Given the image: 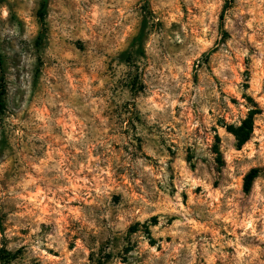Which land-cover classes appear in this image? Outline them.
I'll return each mask as SVG.
<instances>
[{"label":"rangeland","instance_id":"374dc122","mask_svg":"<svg viewBox=\"0 0 264 264\" xmlns=\"http://www.w3.org/2000/svg\"><path fill=\"white\" fill-rule=\"evenodd\" d=\"M41 2L0 6V264H264V0Z\"/></svg>","mask_w":264,"mask_h":264},{"label":"trees","instance_id":"16d2710c","mask_svg":"<svg viewBox=\"0 0 264 264\" xmlns=\"http://www.w3.org/2000/svg\"><path fill=\"white\" fill-rule=\"evenodd\" d=\"M147 1L148 0H145L146 3H147ZM4 2H5V0H0V6ZM48 7H49V0H42L41 6L39 9V13H38L39 14L38 16L40 19H42V20L44 19V16L47 12ZM147 19L148 18L146 16H144V21L142 24L143 25L142 31H141L138 39L136 40V43L143 41L144 32H145L146 26L148 24ZM132 54L133 53L131 51H129V52L124 53L123 56L125 59H127V58H131ZM2 64H3V62H2V59L0 56V68L2 67ZM5 92H6L5 83H4V81H2L1 85H0V115L4 114V112L6 111V103L4 100ZM253 125H254V122H253L252 118H249L248 120H246L244 122V124L240 128L233 130V134L236 138V147L238 149H241L243 147V145H245L251 139L252 133H253ZM257 174H258V170L254 169V170L250 171L247 174V176L245 177L244 189H243L245 194H249L251 192L254 181L257 178Z\"/></svg>","mask_w":264,"mask_h":264}]
</instances>
